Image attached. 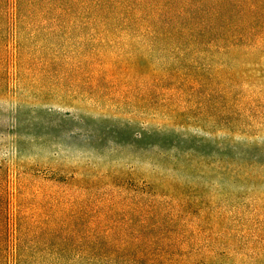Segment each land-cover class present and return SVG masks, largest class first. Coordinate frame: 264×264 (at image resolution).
<instances>
[{
  "label": "rangeland",
  "instance_id": "1",
  "mask_svg": "<svg viewBox=\"0 0 264 264\" xmlns=\"http://www.w3.org/2000/svg\"><path fill=\"white\" fill-rule=\"evenodd\" d=\"M239 1L209 2L208 46L162 88L76 32V0H0V259L21 231L30 264H191L221 207L234 261L264 264V54L240 50L264 0Z\"/></svg>",
  "mask_w": 264,
  "mask_h": 264
},
{
  "label": "trees",
  "instance_id": "2",
  "mask_svg": "<svg viewBox=\"0 0 264 264\" xmlns=\"http://www.w3.org/2000/svg\"><path fill=\"white\" fill-rule=\"evenodd\" d=\"M209 2L213 3V18H227L222 16L226 8L234 12L241 5L239 0H76V32L88 29L100 44L106 46L115 61L125 64L122 69L142 80H149L147 78L155 75L160 86L166 88L174 79L173 74L180 76V72L185 71L189 55H199L204 51L203 46H208V43L203 44L204 37L207 32L211 34L214 31L205 22ZM12 3L14 7L23 4L33 6L34 0H12ZM255 38L260 40V44L240 47V50H255L263 55L264 29L259 30ZM212 47L216 54L236 52L232 44L226 42H212ZM155 51H162L169 58L166 63H160L161 67L157 70V63L155 68L152 64ZM263 56H259V60ZM185 79L186 76L182 80ZM127 180H123L124 183ZM121 190L127 192L128 187L122 186ZM133 191L145 192L141 187ZM227 219V213L221 212V207L210 215L199 213L195 233L203 240L215 239L217 243L210 245L209 249L205 248L191 264L241 263L234 261L235 249L228 248L229 243L224 242ZM110 234L113 233H105L107 237ZM26 245V233L15 232L10 252L12 259H0V264H30L25 258ZM2 250L7 251L8 248L0 247V257L4 256Z\"/></svg>",
  "mask_w": 264,
  "mask_h": 264
}]
</instances>
